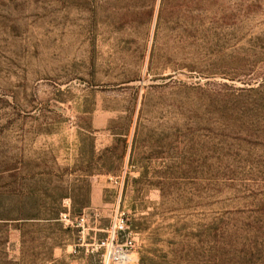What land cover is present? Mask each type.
Segmentation results:
<instances>
[{"label":"rangeland","instance_id":"rangeland-1","mask_svg":"<svg viewBox=\"0 0 264 264\" xmlns=\"http://www.w3.org/2000/svg\"><path fill=\"white\" fill-rule=\"evenodd\" d=\"M122 211L136 264H264V0H0V264Z\"/></svg>","mask_w":264,"mask_h":264},{"label":"built area","instance_id":"built-area-1","mask_svg":"<svg viewBox=\"0 0 264 264\" xmlns=\"http://www.w3.org/2000/svg\"><path fill=\"white\" fill-rule=\"evenodd\" d=\"M62 222L69 227L77 226L85 230V223L88 220V214L83 213L75 218L70 214H62ZM107 236L105 239L96 241L91 244L92 251H104L103 264H136L138 258L136 254V242L134 237H127L121 240L122 235L128 234L133 236V232L129 226V219L125 212H118L114 221L106 230Z\"/></svg>","mask_w":264,"mask_h":264},{"label":"trees","instance_id":"trees-1","mask_svg":"<svg viewBox=\"0 0 264 264\" xmlns=\"http://www.w3.org/2000/svg\"><path fill=\"white\" fill-rule=\"evenodd\" d=\"M64 213H68V214H70V216L71 217H77V216H80V215H82L83 213H82V211L81 212H78V213H70V212H65V211H57V212H54V217L53 218H50V219H54V220H57V221H61L62 222V214H64ZM26 219H29V218H26ZM68 229L69 228H71V227H67Z\"/></svg>","mask_w":264,"mask_h":264}]
</instances>
